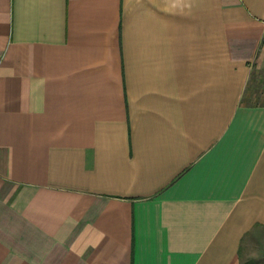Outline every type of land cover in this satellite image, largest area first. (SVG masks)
I'll return each mask as SVG.
<instances>
[{
    "label": "crops",
    "instance_id": "obj_1",
    "mask_svg": "<svg viewBox=\"0 0 264 264\" xmlns=\"http://www.w3.org/2000/svg\"><path fill=\"white\" fill-rule=\"evenodd\" d=\"M263 21L0 0V264H264Z\"/></svg>",
    "mask_w": 264,
    "mask_h": 264
},
{
    "label": "trees",
    "instance_id": "obj_2",
    "mask_svg": "<svg viewBox=\"0 0 264 264\" xmlns=\"http://www.w3.org/2000/svg\"><path fill=\"white\" fill-rule=\"evenodd\" d=\"M260 82L264 83V79H260ZM251 88V86H248L246 88V92L244 95L245 101L251 104H262L264 105V85H256V87L253 89L252 95L248 96V91Z\"/></svg>",
    "mask_w": 264,
    "mask_h": 264
},
{
    "label": "rangeland",
    "instance_id": "obj_3",
    "mask_svg": "<svg viewBox=\"0 0 264 264\" xmlns=\"http://www.w3.org/2000/svg\"><path fill=\"white\" fill-rule=\"evenodd\" d=\"M262 78L263 77L258 76V75L254 77V79H253V81L251 83V88L248 91V96L249 97L252 95L253 89L256 87V85H258V84L261 85L260 83H262V82H260V79H262Z\"/></svg>",
    "mask_w": 264,
    "mask_h": 264
},
{
    "label": "built area",
    "instance_id": "obj_4",
    "mask_svg": "<svg viewBox=\"0 0 264 264\" xmlns=\"http://www.w3.org/2000/svg\"><path fill=\"white\" fill-rule=\"evenodd\" d=\"M263 23H264V21H263Z\"/></svg>",
    "mask_w": 264,
    "mask_h": 264
}]
</instances>
